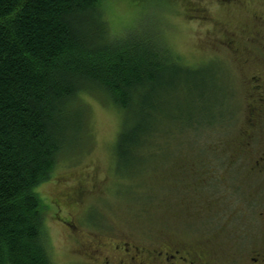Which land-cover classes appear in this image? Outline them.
I'll use <instances>...</instances> for the list:
<instances>
[{"label": "rangeland", "instance_id": "374dc122", "mask_svg": "<svg viewBox=\"0 0 264 264\" xmlns=\"http://www.w3.org/2000/svg\"><path fill=\"white\" fill-rule=\"evenodd\" d=\"M251 5L103 0L111 37L142 29L181 65L213 73L216 86L226 92L224 106L232 117L197 134L175 132L165 138L167 149L145 152L142 168L128 175L117 170L115 156L121 112L98 91L82 93L89 131L36 189L45 207V234L54 264H100V256L92 260L86 254L97 242L102 257L112 254L113 243L124 240L140 244L166 238L206 246L205 239L224 233L226 239L228 232L251 219L244 218L251 213L250 200L263 202L260 181L232 157L246 148L244 86L256 62L248 44H264V5ZM217 102L212 97L195 104L203 110L197 117H208L205 108ZM260 144L256 140L254 146Z\"/></svg>", "mask_w": 264, "mask_h": 264}, {"label": "trees", "instance_id": "16d2710c", "mask_svg": "<svg viewBox=\"0 0 264 264\" xmlns=\"http://www.w3.org/2000/svg\"><path fill=\"white\" fill-rule=\"evenodd\" d=\"M102 2L0 0V264H54L36 189L89 131L82 93L121 112L115 156L128 175L165 138L232 117L213 73L181 65L142 29L111 37Z\"/></svg>", "mask_w": 264, "mask_h": 264}, {"label": "flooded vegetation", "instance_id": "af4514ba", "mask_svg": "<svg viewBox=\"0 0 264 264\" xmlns=\"http://www.w3.org/2000/svg\"><path fill=\"white\" fill-rule=\"evenodd\" d=\"M220 2L233 7L264 5V0ZM201 18L207 19L204 16ZM261 25L264 29V23ZM261 39L264 40V36ZM255 42L252 40L248 44L256 62L251 64L244 86L248 125L244 133L246 148L232 156L243 164L239 168L248 169L252 179L260 181L258 193L263 202L251 203L250 200L248 205L252 208H247L251 213L244 218L251 219L246 220L238 230L228 232L226 239H223L225 233L205 239L204 242L209 244L206 246L166 238L140 244L124 240L113 243L112 254L102 257V244L100 246L97 242L96 247L86 253L89 259L101 257L100 264H264V44ZM256 140L261 142L257 148L254 146ZM245 226L252 229H244Z\"/></svg>", "mask_w": 264, "mask_h": 264}]
</instances>
